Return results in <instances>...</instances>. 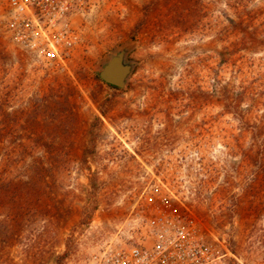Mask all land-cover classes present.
<instances>
[{
    "label": "rangeland",
    "instance_id": "obj_1",
    "mask_svg": "<svg viewBox=\"0 0 264 264\" xmlns=\"http://www.w3.org/2000/svg\"><path fill=\"white\" fill-rule=\"evenodd\" d=\"M240 13L255 18L254 50L229 58ZM71 25L70 53L48 61L19 48L0 15V125L42 142L33 156L58 157L47 188L57 180L65 215L34 247L97 264L149 218L179 215L225 264H264V0L243 12L225 0H86ZM127 44L133 71L112 88L97 70ZM227 83L249 87L250 135L224 111ZM20 249L13 263L34 264Z\"/></svg>",
    "mask_w": 264,
    "mask_h": 264
},
{
    "label": "trees",
    "instance_id": "obj_2",
    "mask_svg": "<svg viewBox=\"0 0 264 264\" xmlns=\"http://www.w3.org/2000/svg\"><path fill=\"white\" fill-rule=\"evenodd\" d=\"M226 4L238 12L246 9L247 0H225ZM236 4H230V3ZM233 5V6H231ZM238 26L228 31L235 39L232 41L236 51L229 52V58L252 54L255 40V18L240 13ZM239 49V50H237ZM245 83V82H244ZM109 85V84H108ZM112 88L115 86L109 85ZM8 89V87L6 86ZM10 92V91H9ZM223 108L238 120L241 129L248 135L252 134L250 116L243 110L242 103L249 100V87L245 84L235 86L227 83L223 88ZM0 125V264L13 263L12 250L19 246L24 261L29 258L34 264H44L51 256L55 258V264H62L65 253L56 251L46 254L45 251L34 247L35 238L55 233L53 225H59L61 217L65 215L59 203L62 200L55 196L53 189L58 188L57 180L54 188L49 190L47 172L49 167L57 164V155L33 156L34 148H41L42 142H34L30 139H13L10 121ZM5 128V130H4ZM10 133L6 136L4 133ZM52 153V152H51ZM85 159H87L85 157ZM46 171V172H45ZM49 187V188H47ZM52 204H51V203ZM68 211V209L66 210ZM54 231V232H53ZM37 249V251H33ZM44 261V262H43Z\"/></svg>",
    "mask_w": 264,
    "mask_h": 264
},
{
    "label": "built area",
    "instance_id": "obj_3",
    "mask_svg": "<svg viewBox=\"0 0 264 264\" xmlns=\"http://www.w3.org/2000/svg\"><path fill=\"white\" fill-rule=\"evenodd\" d=\"M86 0H0L1 27L21 49L38 58H65L74 42L71 17ZM144 235L95 256L97 264H225L224 254L192 219L156 215Z\"/></svg>",
    "mask_w": 264,
    "mask_h": 264
},
{
    "label": "water",
    "instance_id": "obj_4",
    "mask_svg": "<svg viewBox=\"0 0 264 264\" xmlns=\"http://www.w3.org/2000/svg\"><path fill=\"white\" fill-rule=\"evenodd\" d=\"M130 50L131 44L123 45L109 56L97 70L101 80L117 88L126 87L134 68V62L127 58Z\"/></svg>",
    "mask_w": 264,
    "mask_h": 264
},
{
    "label": "flooded vegetation",
    "instance_id": "obj_5",
    "mask_svg": "<svg viewBox=\"0 0 264 264\" xmlns=\"http://www.w3.org/2000/svg\"><path fill=\"white\" fill-rule=\"evenodd\" d=\"M100 78V77H99ZM101 79V78H100ZM108 84V83H107ZM110 85V84H109ZM113 86V85H112Z\"/></svg>",
    "mask_w": 264,
    "mask_h": 264
}]
</instances>
